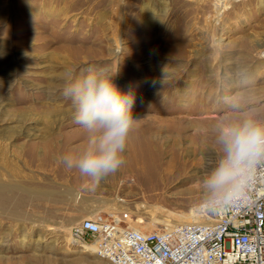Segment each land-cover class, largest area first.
Here are the masks:
<instances>
[{
	"label": "rangeland",
	"instance_id": "obj_1",
	"mask_svg": "<svg viewBox=\"0 0 264 264\" xmlns=\"http://www.w3.org/2000/svg\"><path fill=\"white\" fill-rule=\"evenodd\" d=\"M220 1L0 0V187L24 199L0 207V264H99L70 243L92 244L72 230L96 212L128 209L130 226L148 230L191 214L221 128L264 123V0L227 2L215 23ZM89 66L115 73L137 117L126 163L94 190L58 163L86 142L65 71ZM151 158H175L167 187H143Z\"/></svg>",
	"mask_w": 264,
	"mask_h": 264
},
{
	"label": "clouds",
	"instance_id": "obj_2",
	"mask_svg": "<svg viewBox=\"0 0 264 264\" xmlns=\"http://www.w3.org/2000/svg\"><path fill=\"white\" fill-rule=\"evenodd\" d=\"M114 74L94 66L83 71L68 68L61 88L86 142L78 151L60 155L58 163L75 170L93 190L124 166L128 141L137 124L135 96L117 87ZM218 141L220 158L200 179L203 198L198 208L204 214L244 206L256 172L264 165V123L245 120L225 125Z\"/></svg>",
	"mask_w": 264,
	"mask_h": 264
},
{
	"label": "built area",
	"instance_id": "obj_3",
	"mask_svg": "<svg viewBox=\"0 0 264 264\" xmlns=\"http://www.w3.org/2000/svg\"><path fill=\"white\" fill-rule=\"evenodd\" d=\"M260 53L264 60V48ZM193 209L197 222L157 230L134 228L128 209L118 219L110 209L83 218L72 231L95 242L99 264H264V165L244 206L218 214H204L198 205Z\"/></svg>",
	"mask_w": 264,
	"mask_h": 264
},
{
	"label": "bare ground",
	"instance_id": "obj_4",
	"mask_svg": "<svg viewBox=\"0 0 264 264\" xmlns=\"http://www.w3.org/2000/svg\"><path fill=\"white\" fill-rule=\"evenodd\" d=\"M260 3L263 4V0H260ZM226 9H228L227 1L221 0L219 7L216 8V15L213 18L215 23H217L221 20L222 13ZM173 151H174V149H173ZM167 153H168V150L167 151L165 150L164 154H167ZM170 154H171V152H170ZM172 154H173V152H172ZM176 166H177V162L175 161V158L170 159L166 163L161 162V160H159V159L155 160V159L151 158V160L149 162V166H148L149 170L147 172V176H148V174H152V173H155V174L148 176L146 182L141 178V180H142L141 183L144 184L143 187L148 188V189H152V187H154V186H156V187L162 186L163 188L167 187L170 184V182L174 179V175L176 173L174 171L176 170ZM6 191H7L6 188L0 187V207L11 206V207L19 208V204H21L24 201V199L19 198V193H15V192H13V194L8 197L6 195ZM181 218H182V223L197 222V218L195 217L193 208H192L191 214L189 216H187V217L181 216ZM138 222L143 224L142 220H139ZM134 228L140 229V227H137V226H134ZM70 243L73 246H80V247L82 246V249L90 251L93 254V251L95 248V242H92L91 245H89V244L87 245V244L80 242V240L78 241L77 239L73 238L70 240Z\"/></svg>",
	"mask_w": 264,
	"mask_h": 264
},
{
	"label": "flooded vegetation",
	"instance_id": "obj_5",
	"mask_svg": "<svg viewBox=\"0 0 264 264\" xmlns=\"http://www.w3.org/2000/svg\"><path fill=\"white\" fill-rule=\"evenodd\" d=\"M259 8H262L261 6H259ZM214 9H215V7H214ZM228 9H230V8H228ZM227 9V10H228ZM227 10H225V11H227ZM224 11V12H225ZM222 15H223V13H222ZM234 16H240V17H237V19H240V22H242L241 24H239L238 23V21H237V23L240 25V26H242V27H246L247 26V23H248V21H250V15L248 14V13H245V12H241V13H236V14H234ZM221 18H222V16H221Z\"/></svg>",
	"mask_w": 264,
	"mask_h": 264
},
{
	"label": "crops",
	"instance_id": "obj_6",
	"mask_svg": "<svg viewBox=\"0 0 264 264\" xmlns=\"http://www.w3.org/2000/svg\"><path fill=\"white\" fill-rule=\"evenodd\" d=\"M227 122V121H226ZM228 123V122H227Z\"/></svg>",
	"mask_w": 264,
	"mask_h": 264
}]
</instances>
